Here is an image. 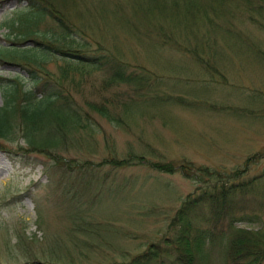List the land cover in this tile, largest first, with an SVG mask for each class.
<instances>
[{"label":"rangeland","instance_id":"rangeland-1","mask_svg":"<svg viewBox=\"0 0 264 264\" xmlns=\"http://www.w3.org/2000/svg\"><path fill=\"white\" fill-rule=\"evenodd\" d=\"M64 1L65 4L57 3L70 24L83 22L89 26V33L101 39L109 49L123 51L125 60L131 64L144 65L156 75L165 74L170 85L196 90L219 103L240 101L250 108L264 105V97L255 102L253 97L258 96L257 92H243L252 89L264 92V59L253 51L257 42L264 50V31L257 25L247 21L237 24L238 28L251 33L250 41L224 36L219 28L212 27L197 35L212 64L224 69L229 82L234 80L243 85L220 83L223 79L220 75L213 76L216 82L197 80L187 84L173 77L182 73L178 76L187 75L194 81L197 77L193 74L200 72L202 77L209 78L211 73L200 65L197 70L188 56L155 42L158 38L155 29L160 20L169 25L173 34H184L188 23L184 16L181 15L180 29L176 30L173 17L156 9L142 11L134 6L133 0H77L78 5L74 7L73 0ZM118 1L124 6L116 5ZM24 6L21 0H0V25ZM223 11L220 8L218 12ZM197 25L199 30L203 29L202 22ZM38 27L37 34H40L47 23H40ZM13 39L6 29L0 28V46H11ZM207 39L211 42L206 43ZM190 41L194 42V37L190 36ZM48 67L57 71V64L53 62ZM19 70L17 66L0 62L2 77L11 78ZM20 74L25 86H32L28 75ZM133 93L132 87L122 86L112 88L108 96L118 95L124 101ZM3 100L0 90V106ZM137 103L144 105L149 101L138 100ZM168 105L171 106L163 110ZM143 108V112L154 115L155 119L140 118L136 132L132 128L113 126L94 114L98 126L93 136H83L79 150L58 149L70 160L61 167L54 163L57 153L24 151L21 146L26 144L19 138L20 133L13 141L0 139V264L123 263L153 243L166 244L164 241L172 232L169 225L179 202L193 192L197 184L181 174H163L145 165L114 168L106 163L111 155H118V159L128 155L130 146L136 153H146L151 145L158 153L146 155L154 161L192 160L235 171L247 167L249 170L241 179H250L264 169V159L255 160L254 156L264 150L263 119L228 111L217 113L220 111L207 107L184 109L168 101ZM248 157L252 158L250 162ZM71 159L86 164L83 167L74 164L71 169L68 168ZM85 168L98 174L93 176L90 190L87 189L91 179L81 178L84 174L81 170ZM135 175L138 177L132 187L120 183L125 176ZM113 178L118 182H111ZM259 184L264 193V178ZM246 203L247 212H258L264 220V194L250 196ZM263 220L237 225L260 228ZM211 250L206 263L224 264L219 246Z\"/></svg>","mask_w":264,"mask_h":264},{"label":"trees","instance_id":"trees-1","mask_svg":"<svg viewBox=\"0 0 264 264\" xmlns=\"http://www.w3.org/2000/svg\"><path fill=\"white\" fill-rule=\"evenodd\" d=\"M23 1L27 6L6 23L16 42L12 46L0 47V62L19 67L20 72L28 75L32 86L24 85L20 72L12 78L0 77L4 98L0 106V139L13 141L20 133L19 138L26 144L21 146L24 151L57 153L54 163L61 167L70 160L64 158L58 149H80L83 136H93L98 126L94 114L117 126L131 128L133 117L137 113L141 115L139 112L143 110L137 97L144 95L146 87L152 92V83L144 72L131 70L120 53L111 51L102 41L94 40L82 27L72 26L54 7L53 0ZM150 3L160 12L170 9L178 22L182 20L181 15L193 25L197 24L196 19H200L203 25L219 28L224 36L243 41H250L251 36L233 24L238 15L264 31V0H150ZM220 8L224 10L221 14L218 12ZM213 14L221 20L220 23L215 21ZM49 16L55 22L37 34L36 27ZM198 34V29L192 26L185 37ZM163 36L164 43L175 42L186 52L199 57L204 53L201 44H182L166 32ZM205 42L210 43V39ZM253 50L264 58V50L259 45ZM201 61L206 69L216 68L203 55ZM51 62L57 64V71L50 70L48 64ZM125 85L133 86L135 91V96L131 95L128 101H121L118 95L108 96L112 88ZM249 93L254 94V90ZM257 93L258 96L253 97L255 102L264 97L263 93ZM150 99L186 102L180 96L165 92L156 93ZM255 107L242 111L247 116L263 114L264 117V105ZM117 156L111 155L107 162L124 167L142 165L146 160L143 154L134 151L122 159ZM254 156L258 158V154ZM71 160L68 168L73 169L77 161ZM149 164L160 172L182 173L200 184L197 189L201 191L188 195L172 218V234L167 248L151 247L127 264H196L197 260L199 264L205 263L210 255L205 251L206 246L213 245L217 237L222 238V246L227 247L226 264H264L263 216L258 212H247L246 203L248 197L260 196L258 178L241 180L240 171L222 172L191 161ZM201 219L207 228L201 224ZM259 220H263V227L257 229L236 225L238 221L251 223ZM163 254L174 257V260L167 262L162 258Z\"/></svg>","mask_w":264,"mask_h":264}]
</instances>
